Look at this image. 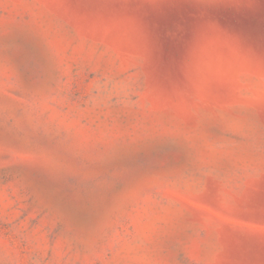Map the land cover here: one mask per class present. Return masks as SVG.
Returning <instances> with one entry per match:
<instances>
[{
  "label": "rangeland",
  "instance_id": "rangeland-1",
  "mask_svg": "<svg viewBox=\"0 0 264 264\" xmlns=\"http://www.w3.org/2000/svg\"><path fill=\"white\" fill-rule=\"evenodd\" d=\"M0 264H264V0H0Z\"/></svg>",
  "mask_w": 264,
  "mask_h": 264
}]
</instances>
